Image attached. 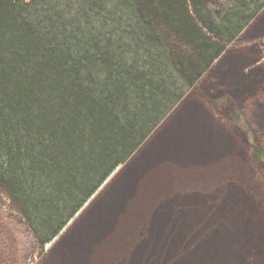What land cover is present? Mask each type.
I'll return each mask as SVG.
<instances>
[{"label":"trees","instance_id":"1","mask_svg":"<svg viewBox=\"0 0 264 264\" xmlns=\"http://www.w3.org/2000/svg\"><path fill=\"white\" fill-rule=\"evenodd\" d=\"M263 11L264 0H0V264H38ZM250 155L264 165L260 147Z\"/></svg>","mask_w":264,"mask_h":264},{"label":"rangeland","instance_id":"2","mask_svg":"<svg viewBox=\"0 0 264 264\" xmlns=\"http://www.w3.org/2000/svg\"><path fill=\"white\" fill-rule=\"evenodd\" d=\"M232 47L38 264H264V11Z\"/></svg>","mask_w":264,"mask_h":264},{"label":"flooded vegetation","instance_id":"3","mask_svg":"<svg viewBox=\"0 0 264 264\" xmlns=\"http://www.w3.org/2000/svg\"><path fill=\"white\" fill-rule=\"evenodd\" d=\"M94 196H95V195H94ZM93 198H94V197H93ZM88 203H89V202H88ZM88 203H87V204H88Z\"/></svg>","mask_w":264,"mask_h":264},{"label":"crops","instance_id":"4","mask_svg":"<svg viewBox=\"0 0 264 264\" xmlns=\"http://www.w3.org/2000/svg\"><path fill=\"white\" fill-rule=\"evenodd\" d=\"M95 209H96V207H95Z\"/></svg>","mask_w":264,"mask_h":264}]
</instances>
